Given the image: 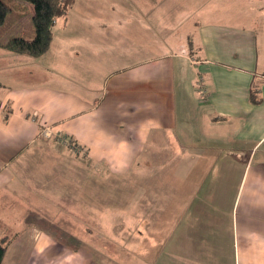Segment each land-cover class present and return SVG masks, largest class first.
Segmentation results:
<instances>
[{
	"label": "crops",
	"instance_id": "obj_1",
	"mask_svg": "<svg viewBox=\"0 0 264 264\" xmlns=\"http://www.w3.org/2000/svg\"><path fill=\"white\" fill-rule=\"evenodd\" d=\"M73 5L42 55L0 47L2 263L264 264V0ZM59 136L122 210L62 180Z\"/></svg>",
	"mask_w": 264,
	"mask_h": 264
},
{
	"label": "rangeland",
	"instance_id": "obj_2",
	"mask_svg": "<svg viewBox=\"0 0 264 264\" xmlns=\"http://www.w3.org/2000/svg\"><path fill=\"white\" fill-rule=\"evenodd\" d=\"M4 1L11 7V11L8 12L4 22L0 25V39L7 40L8 38L13 36H31L33 34L32 26L30 25L32 10H29L28 5L30 7H32V5L23 0ZM75 5L76 3L72 6L73 10L69 11L68 14L71 19H75ZM54 145L55 147H52L54 148V151L61 152L62 165H67V173L62 174L63 181L68 182V184L74 185L75 183L81 181L91 184V182L94 180V182L100 184L101 208L104 209L110 207L111 209H113V212L119 209L122 210L124 195L122 189L124 177L122 174L109 173L106 167L103 166V163H101L97 167H93L91 161L85 158V154L82 157V153H79L78 146H76L75 143L70 139H65V137L63 138V136H59V139L57 140V142H54ZM77 155H79L80 158ZM92 170L94 171L93 174L91 173ZM83 192L85 197L84 199L88 202V197L91 198V189H84ZM84 208L90 209V206H85ZM119 217L121 216L116 217V219ZM116 221L117 227L114 231L116 233L114 236L111 235L109 237V240L104 239L101 236H99L98 238H93L96 234L93 235L94 231H89L88 229V226L90 225V223L88 222L90 221H83L82 225L84 226V229L89 231V233L87 234L89 238L83 239V244L89 246L93 243L95 245L98 244L100 246L99 254L101 257L107 256L106 254H104L105 252L103 250L106 251L109 248L116 249L120 246L122 247L124 243L122 227H120L122 225V221ZM116 234L119 235L116 237ZM91 235L93 236L91 237Z\"/></svg>",
	"mask_w": 264,
	"mask_h": 264
},
{
	"label": "trees",
	"instance_id": "obj_3",
	"mask_svg": "<svg viewBox=\"0 0 264 264\" xmlns=\"http://www.w3.org/2000/svg\"><path fill=\"white\" fill-rule=\"evenodd\" d=\"M32 5L30 25L31 36H13L7 40L0 39V47L9 51L38 57L49 48L52 29L57 18L64 16L75 0H23ZM11 7L0 0V25L4 22ZM6 249L4 238H0V264Z\"/></svg>",
	"mask_w": 264,
	"mask_h": 264
},
{
	"label": "built area",
	"instance_id": "obj_4",
	"mask_svg": "<svg viewBox=\"0 0 264 264\" xmlns=\"http://www.w3.org/2000/svg\"><path fill=\"white\" fill-rule=\"evenodd\" d=\"M199 90H201V94H203V92H204L203 88L201 87V88H199Z\"/></svg>",
	"mask_w": 264,
	"mask_h": 264
}]
</instances>
